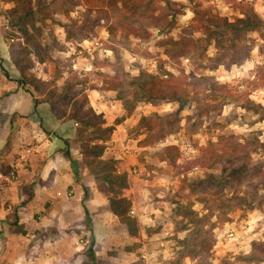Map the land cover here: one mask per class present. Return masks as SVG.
Here are the masks:
<instances>
[{
  "label": "rangeland",
  "instance_id": "374dc122",
  "mask_svg": "<svg viewBox=\"0 0 264 264\" xmlns=\"http://www.w3.org/2000/svg\"><path fill=\"white\" fill-rule=\"evenodd\" d=\"M106 1L88 8L83 0H31V32L40 48L33 45L38 52L21 61L30 65L24 74L43 85L38 93L32 84L22 89L39 103L47 101L49 108L65 109L68 119L72 107L57 103L55 95L65 79L77 78L81 84L76 89L84 90L87 106L102 113L104 126L115 128L102 142L104 159H112L117 172V154L132 153L141 174L129 178L125 171L129 188L122 195L131 200L130 209L137 204L160 211L133 248L143 247L141 240L152 232L161 242V252L146 261L137 252L135 263L264 264V149L255 146L264 143V31L228 32L220 43L208 41L195 27L193 13L201 7L233 22L253 11L264 25V0L252 5L234 0ZM16 4L0 0V88L7 71L11 84L23 79L11 66L20 59L15 49L25 43L15 15L8 12ZM188 36L196 47L185 57L170 59L165 54L170 41ZM142 74L177 85L185 102L150 103L137 86ZM108 79L118 88L102 91ZM67 123L61 136L65 132L73 152L82 155L92 128L81 132L82 123ZM168 145L179 148L175 165L160 159ZM210 147L215 152L212 167L197 165L201 157L209 158ZM168 216L172 236L164 237L159 223L165 227Z\"/></svg>",
  "mask_w": 264,
  "mask_h": 264
},
{
  "label": "crops",
  "instance_id": "0c3cea01",
  "mask_svg": "<svg viewBox=\"0 0 264 264\" xmlns=\"http://www.w3.org/2000/svg\"><path fill=\"white\" fill-rule=\"evenodd\" d=\"M7 72L0 88V264H137V252L145 251L147 256L161 252L156 232L143 236V247L133 248L138 235L131 237L120 227L82 155L73 152L65 132L61 136L62 125L76 124L64 117L58 120L47 102L34 107L30 94L18 82L19 86L11 84L13 77ZM25 147L35 152L17 169L15 181L5 180ZM115 160L117 173L140 176V166L132 157L119 152ZM132 169L139 176L132 175ZM132 208L139 235L143 228L154 226L151 221L159 210L137 204ZM170 216L165 227L159 223L163 235L168 229L172 236Z\"/></svg>",
  "mask_w": 264,
  "mask_h": 264
},
{
  "label": "trees",
  "instance_id": "16d2710c",
  "mask_svg": "<svg viewBox=\"0 0 264 264\" xmlns=\"http://www.w3.org/2000/svg\"><path fill=\"white\" fill-rule=\"evenodd\" d=\"M17 4L8 12L12 15H15L16 24H18L21 32L25 37V43H21L15 49L17 56L20 59H13V64L21 73L22 78L20 81H17L19 85H33V91L38 93L42 88L43 82L39 81L31 75H25L24 72L29 69V66H24L22 61L24 58L31 52H38L36 49H33L32 46L36 45L37 49L40 48L35 44V34L31 32V29L34 30L33 20V9L31 7V0H16ZM106 0H83V4L88 8H97L106 4ZM195 27L199 28L201 32L205 34V39L210 41L221 42V37L230 33H239L241 31H264V25L258 15L253 13V11L247 12L243 17L236 18L233 22H229L226 18L220 17L218 15L210 14V11L205 8L196 7L193 11ZM196 40L192 37H181L177 41H170L171 49L166 51V55L173 60L185 57L189 55L192 50L196 47ZM13 44V43H11ZM10 44L9 52H12L13 48ZM33 52V53H34ZM145 76L149 77L146 78ZM171 80L173 77L169 74ZM146 78L143 83V78ZM137 86L142 90L143 94L146 95V99L150 103H155L156 100H167V101H176L178 103L185 102L182 99V93L180 87L166 82V79L159 78L153 75L142 74L138 77ZM114 79V78H113ZM149 79V80H147ZM77 78L72 77L65 79L62 86L59 88L58 97L56 100L57 103L62 104L67 107L70 105L71 112L67 115L68 119L71 121H76L82 123L81 132L92 128L89 131L90 139L88 143L82 147V156L84 164L93 177L94 181L97 184L98 190L102 193H105L109 196V203L112 212L116 215L118 222L123 226L125 231L131 237H137L138 235V225L137 221L134 218H131L128 215V212L132 206V202L129 198L122 195V192L128 189V177L125 172L117 173L115 170V162L112 159L105 160L102 158L105 145L102 143L107 140L114 131V126H104L105 122L103 119L102 113L95 114L94 109L91 106H87L88 98L84 90L76 89V86L80 83ZM118 86L113 84L109 79L103 81L102 91H113L117 89ZM30 96L32 103L37 106L38 99L34 98L32 93L27 91ZM54 99V98H53ZM55 100V99H54ZM55 100V101H56ZM44 102H47L44 100ZM246 109H254L253 105H246ZM51 111L54 114L61 118L65 117V109L55 108L50 105ZM264 112V110L260 107ZM255 110V109H254ZM257 111V110H255ZM264 118V117H263ZM101 142V143H100ZM67 143V142H66ZM255 146H260L264 149V143H259L256 141ZM210 147L207 150L209 158L204 156L198 159L195 163L201 167H212V158L215 156V152L211 150ZM180 158L179 148L175 145L165 146L160 155V159L163 162H166L169 165H175ZM216 158L213 159V162ZM87 191L84 188V196L86 197Z\"/></svg>",
  "mask_w": 264,
  "mask_h": 264
},
{
  "label": "built area",
  "instance_id": "2783aa9c",
  "mask_svg": "<svg viewBox=\"0 0 264 264\" xmlns=\"http://www.w3.org/2000/svg\"><path fill=\"white\" fill-rule=\"evenodd\" d=\"M237 4H243V5H252L254 3V0H234ZM32 152H35L33 150L32 147H25L22 149V153L19 156V160L20 162L17 164H15L14 166H12L10 168V170L8 171V173L4 176V179L7 181H15L17 179V169H19L20 167L24 166L26 163H28L29 161V156ZM124 156L125 157H131L132 153L129 150L124 151ZM132 175H137L138 171L136 169H132L131 170ZM129 215L132 217H136V212L135 210L132 208L129 211ZM164 237H170V232L169 231H165L164 232ZM161 246V244H160ZM147 253L145 251H143L140 255V258L142 260H147Z\"/></svg>",
  "mask_w": 264,
  "mask_h": 264
}]
</instances>
